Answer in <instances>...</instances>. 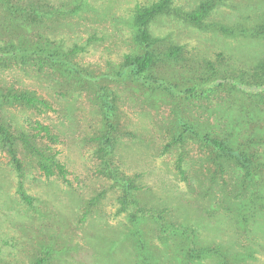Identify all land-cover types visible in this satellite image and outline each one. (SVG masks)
Instances as JSON below:
<instances>
[{
  "label": "rangeland",
  "instance_id": "1",
  "mask_svg": "<svg viewBox=\"0 0 264 264\" xmlns=\"http://www.w3.org/2000/svg\"><path fill=\"white\" fill-rule=\"evenodd\" d=\"M158 1L0 5V93L48 106L0 98V126L47 156L14 142L18 166L0 137V264H264V0H172L147 25L155 60L136 76L135 15ZM22 40L65 66L16 60ZM106 134L135 188L126 205L101 174ZM51 156L63 170L48 176Z\"/></svg>",
  "mask_w": 264,
  "mask_h": 264
},
{
  "label": "trees",
  "instance_id": "2",
  "mask_svg": "<svg viewBox=\"0 0 264 264\" xmlns=\"http://www.w3.org/2000/svg\"><path fill=\"white\" fill-rule=\"evenodd\" d=\"M14 0H0V5L9 11L12 15L17 14L18 12H22L24 7L21 5H16ZM172 0H159L156 3H153L147 8L140 9L136 12L135 15V26L137 28V41L142 44L146 51L141 56H125L124 58V65L125 67L131 68L133 73L136 76L142 75L145 72H147L154 64L155 55L150 49L153 42L150 41L147 25L148 23L156 18L159 15L167 13L169 10V6L171 4ZM209 3H202L200 6L193 12L186 14V19L193 23V24H200L201 21L204 19L206 14L208 13L209 9ZM31 12H33V8H30ZM49 15H55L53 10L50 9ZM7 12V13H9ZM32 19V16L29 15ZM36 17V16H35ZM39 19V18H37ZM257 35H260L258 33ZM19 57H17L16 60H19L22 63H28V62H36L39 64V66H42L44 63H50L55 66H65L63 61H66L62 57L65 58V55H60V52L58 51V48L49 49L46 46L39 47L35 42H29V41H19ZM74 51H71L70 54L73 55ZM166 57H174L176 54L174 52H167L164 54ZM15 60V61H16ZM0 98L3 99L2 102L9 103L11 101L25 105L27 107L37 108L38 106H43L45 108H48V106L45 104V102L42 99H39L33 95H30L26 92H11L8 91L6 93H0ZM43 132L48 135L47 128H43ZM19 135H12L7 129L0 126V137L3 142V144L7 145L8 152L11 154L13 161L19 166L18 160L15 157V147L14 142H20L22 145L29 151L38 153L39 156L46 158L43 156V153L39 150V148H36L33 145V140H35V136H26L23 133H17ZM94 141L96 144L98 143V156L97 158L101 162L103 166V174L106 178L109 180H113L115 188L123 189V193L120 198V202L126 205L128 203L127 196H128V190L129 188L134 189V187H124L125 184H130V182L122 183L123 179L119 176V170L115 167V161L114 156L111 155V150L113 149V140L110 136V134H106L103 137H99L95 139ZM51 142H55V138H50ZM116 160V159H115ZM47 165L42 166V170L46 173L48 176L54 175V170L58 169L59 171L63 170L62 166H59L57 162L54 160V156H51L47 158ZM102 175V176H103ZM103 176V177H104ZM129 185V186H130ZM43 260H39L38 264H41Z\"/></svg>",
  "mask_w": 264,
  "mask_h": 264
}]
</instances>
